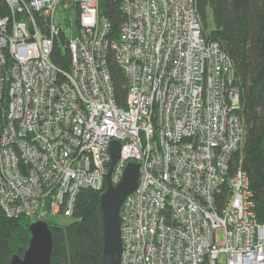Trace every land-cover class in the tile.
I'll use <instances>...</instances> for the list:
<instances>
[{
	"label": "built area",
	"instance_id": "1",
	"mask_svg": "<svg viewBox=\"0 0 264 264\" xmlns=\"http://www.w3.org/2000/svg\"><path fill=\"white\" fill-rule=\"evenodd\" d=\"M0 14V204L9 216L71 217L83 187L103 190L110 145L121 206V264H264L246 171L231 172L245 124L234 65L203 30L195 0H122L120 36L100 0H5ZM76 14V22L71 12ZM65 37L67 68L51 58ZM127 76L117 102L109 48ZM228 186L223 201L217 197Z\"/></svg>",
	"mask_w": 264,
	"mask_h": 264
},
{
	"label": "trees",
	"instance_id": "2",
	"mask_svg": "<svg viewBox=\"0 0 264 264\" xmlns=\"http://www.w3.org/2000/svg\"><path fill=\"white\" fill-rule=\"evenodd\" d=\"M100 13L110 22L108 37L118 40L124 20L122 0H100ZM206 36L217 40L234 65V82L239 88L245 136L233 153L231 172L246 171L255 202L257 221L264 223V0H195ZM10 7L0 0V14ZM70 50L62 35L56 40L52 60L60 67L70 63ZM107 64L118 103L127 100V76L109 48ZM7 93L0 98V135L7 119ZM104 190V189H103ZM102 190L83 187L76 197L68 221L47 220L53 235L52 264H100L104 230L100 194ZM227 184L217 194L223 201ZM32 217L9 216L0 204V264H11L14 254L23 255L31 238Z\"/></svg>",
	"mask_w": 264,
	"mask_h": 264
},
{
	"label": "water",
	"instance_id": "3",
	"mask_svg": "<svg viewBox=\"0 0 264 264\" xmlns=\"http://www.w3.org/2000/svg\"><path fill=\"white\" fill-rule=\"evenodd\" d=\"M120 141L113 139L110 145L111 163L106 173V187L100 194L104 230V245L100 264H121L122 236L120 209L125 197L138 185L139 163H127L118 183L111 180V170L120 153ZM53 235L46 220L31 224V238L23 255L14 254L11 264H52Z\"/></svg>",
	"mask_w": 264,
	"mask_h": 264
},
{
	"label": "rangeland",
	"instance_id": "4",
	"mask_svg": "<svg viewBox=\"0 0 264 264\" xmlns=\"http://www.w3.org/2000/svg\"><path fill=\"white\" fill-rule=\"evenodd\" d=\"M71 17L73 18V21H74V23H75V22H76V14H75L74 11L71 12ZM53 218H54L55 220L60 221V222H65V221H68V220L70 219V218L65 217V216H62V215H54Z\"/></svg>",
	"mask_w": 264,
	"mask_h": 264
}]
</instances>
